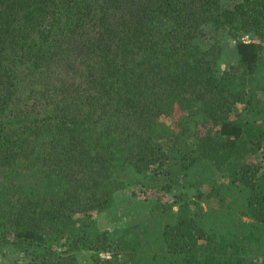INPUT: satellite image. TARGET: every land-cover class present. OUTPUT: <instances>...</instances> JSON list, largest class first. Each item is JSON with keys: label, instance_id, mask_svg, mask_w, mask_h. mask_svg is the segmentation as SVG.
Masks as SVG:
<instances>
[{"label": "trees", "instance_id": "obj_1", "mask_svg": "<svg viewBox=\"0 0 264 264\" xmlns=\"http://www.w3.org/2000/svg\"><path fill=\"white\" fill-rule=\"evenodd\" d=\"M208 31L233 36L238 65ZM258 151L264 0H0V252L264 264ZM128 188L157 196L148 219L98 230Z\"/></svg>", "mask_w": 264, "mask_h": 264}, {"label": "rangeland", "instance_id": "obj_2", "mask_svg": "<svg viewBox=\"0 0 264 264\" xmlns=\"http://www.w3.org/2000/svg\"><path fill=\"white\" fill-rule=\"evenodd\" d=\"M231 1V0H224ZM228 32L215 34L214 31L207 32L206 46H222V59L220 67L228 69L231 65H238L236 42L233 36L227 35ZM220 38L221 42L217 39ZM236 118V115H232ZM168 127L174 128L175 122L171 118H162ZM264 151H258L256 158L264 166ZM172 191L164 198L165 201L175 204V194L181 191L182 186L179 182L170 183ZM181 186V187H180ZM132 188L119 191L116 194V204L110 210L101 215L94 216L92 220L100 231L108 230L120 235L126 228L145 222L151 210L152 204L157 200V196L142 195L138 190L134 195ZM84 224V220L79 221L77 225ZM81 228V227H80ZM29 258L25 253H20L16 248L5 247L0 252V264H28ZM78 264H93L90 254L82 252L78 255Z\"/></svg>", "mask_w": 264, "mask_h": 264}, {"label": "built area", "instance_id": "obj_3", "mask_svg": "<svg viewBox=\"0 0 264 264\" xmlns=\"http://www.w3.org/2000/svg\"><path fill=\"white\" fill-rule=\"evenodd\" d=\"M248 40H249V37H245V41L248 42ZM249 41H250V40H249Z\"/></svg>", "mask_w": 264, "mask_h": 264}]
</instances>
